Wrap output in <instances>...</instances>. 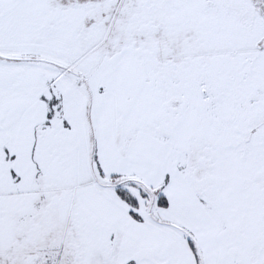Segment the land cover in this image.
Wrapping results in <instances>:
<instances>
[{
    "label": "snow or ice",
    "instance_id": "snow-or-ice-1",
    "mask_svg": "<svg viewBox=\"0 0 264 264\" xmlns=\"http://www.w3.org/2000/svg\"><path fill=\"white\" fill-rule=\"evenodd\" d=\"M0 264H264V0H0Z\"/></svg>",
    "mask_w": 264,
    "mask_h": 264
}]
</instances>
